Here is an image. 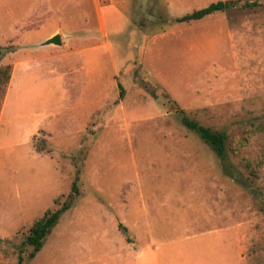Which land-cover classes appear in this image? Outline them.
<instances>
[{
    "label": "rangeland",
    "instance_id": "374dc122",
    "mask_svg": "<svg viewBox=\"0 0 264 264\" xmlns=\"http://www.w3.org/2000/svg\"><path fill=\"white\" fill-rule=\"evenodd\" d=\"M217 1L0 0V264H133L145 234L211 232L155 264H264V0L176 22ZM177 108L225 132L224 162Z\"/></svg>",
    "mask_w": 264,
    "mask_h": 264
},
{
    "label": "trees",
    "instance_id": "16d2710c",
    "mask_svg": "<svg viewBox=\"0 0 264 264\" xmlns=\"http://www.w3.org/2000/svg\"><path fill=\"white\" fill-rule=\"evenodd\" d=\"M239 4L238 1L227 0V1H217L215 3H211L208 6L201 8L199 10H195L189 14H186L182 17L176 19V22L179 23H190L194 21H199L204 17L211 15L216 12L227 13L231 8L236 7ZM261 3L258 1H245L241 7L246 10H253L259 8ZM8 67L0 70V72H5V77L8 80L9 76L7 74ZM123 95V91L120 90L119 96ZM176 114L179 118L180 124L196 134L199 139L206 144L217 156L218 158L224 162L227 142L228 138L224 131L212 130L208 127L201 125L195 119L188 117L185 112L179 108L176 109ZM227 172V168L224 169ZM73 189L75 190V185H73ZM71 200L64 204L60 209L55 211L47 210L41 218L36 220L30 230L28 235L25 237L23 241L24 246H29L33 249L32 256L38 252L43 244V240L49 234L50 230L57 224L60 216L70 208ZM262 209L264 210V202L262 205ZM122 228V232L125 234L126 230Z\"/></svg>",
    "mask_w": 264,
    "mask_h": 264
},
{
    "label": "crops",
    "instance_id": "0c3cea01",
    "mask_svg": "<svg viewBox=\"0 0 264 264\" xmlns=\"http://www.w3.org/2000/svg\"><path fill=\"white\" fill-rule=\"evenodd\" d=\"M220 234L224 235L218 232L197 233L196 235L193 236L185 235L184 237L182 236L181 238H171V239H155V237H153L152 234L148 236L145 234L144 235L145 239L151 241L146 247L140 248L138 250L129 247H125V248L128 249L127 251L131 254L133 264H155L158 263L160 257L159 254H161L163 257H168L170 253H173L172 249L170 248V245L177 244L178 242L183 243L186 241H202V240L205 241L207 239H217V238H218L217 240H219L222 238L220 237L221 236ZM183 244H187V243H183ZM183 244H178L179 248L182 247L184 248ZM214 244L212 245V248H214L215 246L216 249L218 246H220L221 248L225 246V243H221V242L218 243L215 242ZM198 245L200 247H203L204 249L209 247V245H205V244H198ZM193 250H195V252L197 251L196 249ZM182 252L183 251H178V253H182Z\"/></svg>",
    "mask_w": 264,
    "mask_h": 264
},
{
    "label": "water",
    "instance_id": "95a60500",
    "mask_svg": "<svg viewBox=\"0 0 264 264\" xmlns=\"http://www.w3.org/2000/svg\"><path fill=\"white\" fill-rule=\"evenodd\" d=\"M41 45L42 46H48V45L61 46L62 45L61 37L60 35L56 34L52 36L51 38L47 39L46 41H44Z\"/></svg>",
    "mask_w": 264,
    "mask_h": 264
}]
</instances>
